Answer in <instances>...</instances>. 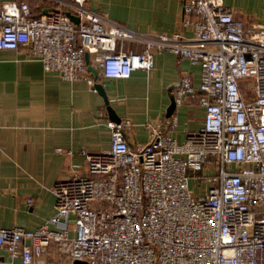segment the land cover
Returning a JSON list of instances; mask_svg holds the SVG:
<instances>
[{
    "label": "built area",
    "instance_id": "2783aa9c",
    "mask_svg": "<svg viewBox=\"0 0 264 264\" xmlns=\"http://www.w3.org/2000/svg\"><path fill=\"white\" fill-rule=\"evenodd\" d=\"M57 1L33 13L26 0H0V51L29 43L44 70L93 86L85 52L97 76L118 78L169 50L200 66V82L182 76L173 99L195 98L203 120L180 142L174 115L148 122L147 141L131 148L130 120L107 118L110 146L82 148L84 170L52 186L54 218L70 212L71 230L0 227V246L23 264H44L36 256L49 244L87 264H264V20L246 27L223 0H183L189 39L131 29L88 0Z\"/></svg>",
    "mask_w": 264,
    "mask_h": 264
},
{
    "label": "crops",
    "instance_id": "0c3cea01",
    "mask_svg": "<svg viewBox=\"0 0 264 264\" xmlns=\"http://www.w3.org/2000/svg\"><path fill=\"white\" fill-rule=\"evenodd\" d=\"M33 13L57 5V0H26ZM183 0H88L91 9L125 26L144 32L180 31L192 38L190 27L179 23ZM246 27L264 20V0H223ZM182 76L200 82L196 62L169 50L153 55L151 69L135 68L128 77H104L108 103L121 119L130 120L125 137L131 148L148 139V122L172 115V135L182 141L187 130L201 126L204 109L185 98L168 113L174 87ZM110 118L102 95L84 80H66L44 70L29 43L0 51V227L72 228V214L54 218L55 180L70 168L84 170L82 148L99 151L110 146ZM111 119V118H110ZM63 148L57 151L56 148ZM195 186V183L192 182ZM29 199V201H28ZM44 264H74V259L49 244L36 256ZM0 264H23L0 246Z\"/></svg>",
    "mask_w": 264,
    "mask_h": 264
},
{
    "label": "water",
    "instance_id": "95a60500",
    "mask_svg": "<svg viewBox=\"0 0 264 264\" xmlns=\"http://www.w3.org/2000/svg\"><path fill=\"white\" fill-rule=\"evenodd\" d=\"M67 14L69 15V17L74 20L75 22L78 21V17L70 12H67ZM84 57H85V62H86V65H87V68L88 70H90V72L92 73L93 77L95 78V81L93 83V87L102 95L103 99H104V102L106 104V110H107V113H108V116L115 120V121H119L120 118L119 116L116 114L115 110L112 108V106L108 103V98H107V95H106V92L104 90V87L102 85V83L98 82L96 80L97 78V70L95 67H93L91 64H90V61H89V55L87 52H85L84 54ZM175 106V102H174V99H173V96L171 97V100H170V104L168 106V113L171 112V110L174 108ZM74 264H87V262L83 259H74Z\"/></svg>",
    "mask_w": 264,
    "mask_h": 264
},
{
    "label": "rangeland",
    "instance_id": "374dc122",
    "mask_svg": "<svg viewBox=\"0 0 264 264\" xmlns=\"http://www.w3.org/2000/svg\"><path fill=\"white\" fill-rule=\"evenodd\" d=\"M249 81H253V78L246 80V83H249ZM241 83H243V82H241ZM252 93H253V92H252ZM192 182H194V181L190 180V186H191V188L196 192L197 189H198V187H199V185L195 184V186H193V185H192ZM202 184L204 185V182H203Z\"/></svg>",
    "mask_w": 264,
    "mask_h": 264
}]
</instances>
